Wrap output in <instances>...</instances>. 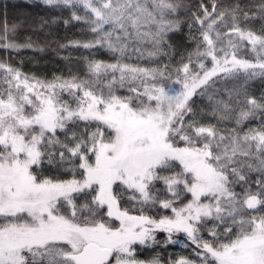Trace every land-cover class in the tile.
I'll return each instance as SVG.
<instances>
[{
    "label": "snow or ice",
    "instance_id": "6c2138e0",
    "mask_svg": "<svg viewBox=\"0 0 264 264\" xmlns=\"http://www.w3.org/2000/svg\"><path fill=\"white\" fill-rule=\"evenodd\" d=\"M39 2L90 38L83 74L0 58V264H264V0Z\"/></svg>",
    "mask_w": 264,
    "mask_h": 264
},
{
    "label": "trees",
    "instance_id": "16d2710c",
    "mask_svg": "<svg viewBox=\"0 0 264 264\" xmlns=\"http://www.w3.org/2000/svg\"><path fill=\"white\" fill-rule=\"evenodd\" d=\"M199 0H185V3L194 5ZM222 5H231L235 3L241 6L255 8L260 0H220ZM70 12L67 10H54L47 8L40 2L26 0H0V25L7 23L10 27L16 25V40L18 43H24L29 38L34 44L33 49H21L19 51L8 52L0 49V58L8 60L13 66L19 67L29 75H36L42 79L55 75L67 77L69 72L83 74V61L81 55H87L84 49L60 48V44H67L72 40L88 39L89 36L81 31L83 25L76 21L68 24L64 20L69 19ZM43 18L47 21L41 26ZM185 27L183 33L173 37V43L176 44L178 54L174 60H179V53L183 52L186 56L188 52L194 50V42L187 40ZM37 47L44 48V51L36 50ZM67 57V59H65ZM99 59H108L106 53H99ZM167 60V58H162ZM145 63V62H141ZM259 82H253L252 88L254 94L259 95ZM208 103L203 99L201 106ZM255 126V122H252ZM231 126V125H229ZM159 238H163V234ZM186 249L180 244L169 245L165 251L166 256L179 257L187 254Z\"/></svg>",
    "mask_w": 264,
    "mask_h": 264
},
{
    "label": "rangeland",
    "instance_id": "374dc122",
    "mask_svg": "<svg viewBox=\"0 0 264 264\" xmlns=\"http://www.w3.org/2000/svg\"><path fill=\"white\" fill-rule=\"evenodd\" d=\"M26 1H32V2H39V0H26ZM259 89H258V91H259V93H260V91L262 90V89H264V85H261V84H259Z\"/></svg>",
    "mask_w": 264,
    "mask_h": 264
}]
</instances>
